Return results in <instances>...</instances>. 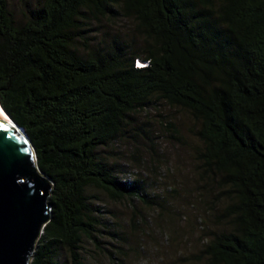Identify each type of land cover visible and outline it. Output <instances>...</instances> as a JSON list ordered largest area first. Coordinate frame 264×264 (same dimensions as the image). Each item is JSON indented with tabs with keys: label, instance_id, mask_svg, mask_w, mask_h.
Listing matches in <instances>:
<instances>
[{
	"label": "trees",
	"instance_id": "1",
	"mask_svg": "<svg viewBox=\"0 0 264 264\" xmlns=\"http://www.w3.org/2000/svg\"><path fill=\"white\" fill-rule=\"evenodd\" d=\"M23 1L17 18L0 0V106L52 182L30 264H85L84 242L123 239L89 189L150 205L145 181L103 155L145 134L134 114L151 103L195 121L201 179L224 203L196 260L264 264V0ZM121 20L140 44L118 32L86 41L90 23Z\"/></svg>",
	"mask_w": 264,
	"mask_h": 264
},
{
	"label": "rangeland",
	"instance_id": "2",
	"mask_svg": "<svg viewBox=\"0 0 264 264\" xmlns=\"http://www.w3.org/2000/svg\"><path fill=\"white\" fill-rule=\"evenodd\" d=\"M17 18L23 0H7ZM32 2V1H30ZM89 44L103 40L105 32L136 36L129 21L92 22L87 25ZM138 43L140 40L136 36ZM145 134L125 136L107 148L103 158L123 179H143L150 205L140 200L113 201L101 190L89 189L92 202L102 211L108 228L122 233L115 241L102 235L104 250L84 242L85 264H205L196 260L208 236L220 224L216 217L224 203L201 179L196 162L200 144L196 123L185 111L148 104L135 114ZM173 126L168 128V125ZM113 253L117 260L108 257Z\"/></svg>",
	"mask_w": 264,
	"mask_h": 264
},
{
	"label": "water",
	"instance_id": "3",
	"mask_svg": "<svg viewBox=\"0 0 264 264\" xmlns=\"http://www.w3.org/2000/svg\"><path fill=\"white\" fill-rule=\"evenodd\" d=\"M7 118L0 113V264H30L50 219L52 182L24 130Z\"/></svg>",
	"mask_w": 264,
	"mask_h": 264
},
{
	"label": "bare ground",
	"instance_id": "4",
	"mask_svg": "<svg viewBox=\"0 0 264 264\" xmlns=\"http://www.w3.org/2000/svg\"><path fill=\"white\" fill-rule=\"evenodd\" d=\"M0 113L6 118V119H8L7 118V115L4 113V111L2 110V108H1V106H0ZM9 120V119H8Z\"/></svg>",
	"mask_w": 264,
	"mask_h": 264
},
{
	"label": "clouds",
	"instance_id": "5",
	"mask_svg": "<svg viewBox=\"0 0 264 264\" xmlns=\"http://www.w3.org/2000/svg\"><path fill=\"white\" fill-rule=\"evenodd\" d=\"M137 66H140V62H137ZM3 110V109H2Z\"/></svg>",
	"mask_w": 264,
	"mask_h": 264
}]
</instances>
